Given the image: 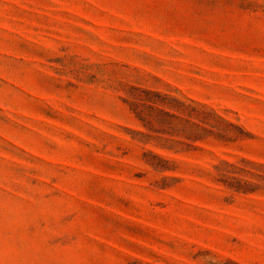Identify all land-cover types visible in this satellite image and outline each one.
Masks as SVG:
<instances>
[{
  "label": "rangeland",
  "instance_id": "obj_1",
  "mask_svg": "<svg viewBox=\"0 0 264 264\" xmlns=\"http://www.w3.org/2000/svg\"><path fill=\"white\" fill-rule=\"evenodd\" d=\"M0 264H264V0H0Z\"/></svg>",
  "mask_w": 264,
  "mask_h": 264
}]
</instances>
